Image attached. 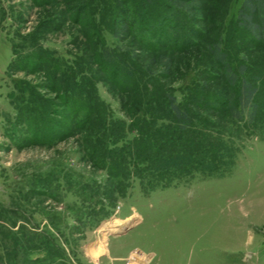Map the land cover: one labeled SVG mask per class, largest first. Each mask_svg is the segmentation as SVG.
<instances>
[{
    "label": "rangeland",
    "instance_id": "rangeland-1",
    "mask_svg": "<svg viewBox=\"0 0 264 264\" xmlns=\"http://www.w3.org/2000/svg\"><path fill=\"white\" fill-rule=\"evenodd\" d=\"M239 1L201 0L200 8L168 18L178 24L161 37L168 45L176 35L184 39L178 50L160 49L173 59L162 83L194 116L188 143L208 141L194 158L213 171L195 169L149 190L133 178L122 194L86 156L78 124L65 123L63 137L50 141L16 144L5 133L14 116L7 95L13 53L40 46L66 57L88 54L81 23H110L113 0H0V264H264V42L248 41L235 27ZM49 17L60 27L40 31ZM92 29L106 44L119 42L108 26ZM219 38L235 70L244 63V74L259 75L251 121L236 120L223 103V68L205 51ZM12 73L58 101L37 86L41 70ZM95 79L112 116L124 117L119 93ZM50 117L46 131L59 130L60 116ZM201 122L210 124L206 138Z\"/></svg>",
    "mask_w": 264,
    "mask_h": 264
},
{
    "label": "trees",
    "instance_id": "trees-1",
    "mask_svg": "<svg viewBox=\"0 0 264 264\" xmlns=\"http://www.w3.org/2000/svg\"><path fill=\"white\" fill-rule=\"evenodd\" d=\"M112 4L110 23H81L90 47L88 54L80 51L66 57L40 46L35 51L13 53L7 62L12 83L7 95L14 116L5 133L16 144L29 139L50 141L63 137L65 123L78 124L84 131L80 139L86 156L92 164L106 171L112 186L122 194L133 178L138 180L142 189L149 190L166 186L195 169L213 171L209 161L199 162L194 158L199 150L205 152L209 148L208 141L191 140L192 144L188 143L190 134L186 132L198 125L194 116L162 83L172 68L173 59L160 49L178 50L184 40L172 33L173 43L168 45L164 38L161 39L167 29L173 30L178 24L166 23V20L175 18L180 11L190 13L200 8L201 0H113ZM234 22L248 41L264 42V0H240ZM98 24L108 26L119 42L106 44L98 29L95 37L92 36L91 30ZM59 27L60 23L49 17L37 28L49 31ZM193 35L190 30L187 38ZM205 51L222 66L227 93L236 99V103L230 101L229 96L227 102L223 100L227 110L236 120L251 121L257 109L253 100L257 89L253 82L259 80V75L253 72L244 74L248 68L244 63L235 70L220 38L206 44ZM90 62L95 64V69L89 66ZM17 70H41L42 80L37 86L53 91L58 101L53 102L52 97L41 95L35 85L12 75V71ZM187 78L195 79L193 75ZM94 79L104 80L110 90L119 93L124 117L112 116L95 89ZM54 106H58L57 109ZM81 110L82 115L78 116ZM53 113L61 118L58 120L60 129L46 131ZM201 125L198 131L205 137L203 133L205 130L209 132L210 124L201 122ZM15 130L20 132L21 138L15 135ZM128 132L133 134L128 137ZM189 157L193 160L190 161Z\"/></svg>",
    "mask_w": 264,
    "mask_h": 264
}]
</instances>
